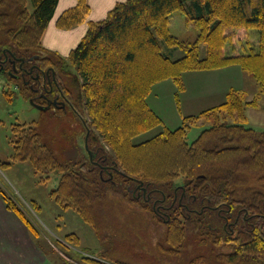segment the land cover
I'll return each mask as SVG.
<instances>
[{"label": "trees", "instance_id": "obj_1", "mask_svg": "<svg viewBox=\"0 0 264 264\" xmlns=\"http://www.w3.org/2000/svg\"><path fill=\"white\" fill-rule=\"evenodd\" d=\"M57 1L29 0L32 11L28 13L25 0H0V9L8 11L13 19L16 16L14 22L22 23L19 29L13 30L7 25L8 15L0 12V32L6 34V45L16 55L37 56L43 66L51 63L56 66L63 62L62 59L82 66L92 60L94 73L104 76L100 87L105 86L110 95L117 87L122 92L129 91L127 96H134V91L133 107L125 109L128 99L125 95L116 99L112 109L121 112L120 115L111 113L108 103L93 112L92 122L116 156L124 160L121 164L115 158L110 161L103 149L104 161L113 162L111 175L94 166V162L63 164L46 144L39 143L34 125L22 122L11 124L14 149L11 159L30 161L35 173L52 169L62 172L51 191L52 197L59 205L72 208L93 228L96 224L103 227L96 218L102 210L103 197L113 194L108 184L137 181L138 187L144 186L143 191L147 188L151 193L149 199L142 190L125 193L122 188V197L139 208L140 212L132 211L139 221L135 228L138 236L136 247L135 243L129 244L122 239L114 249L119 242L139 249L138 242L149 234L143 235V230L158 231L162 237L155 242L158 256L163 260L173 259L172 263L177 264L175 261L181 259L187 245L189 231L195 230L193 238L205 246V252L180 260L182 264H264V131L257 132L244 124L247 120L245 108L249 104L259 106L256 100L243 101L242 88L230 87L223 102L184 117L182 124L174 129L166 127L145 100L153 83L164 78L170 77L181 86L183 70L215 69L236 63L252 75L259 87H264V0H230L222 11L218 33L214 31L218 29L219 17L215 9L218 0H125L109 10L103 20L89 23L85 36L65 58L49 53L40 45L42 30L53 16ZM220 1L226 3L227 0ZM175 10H181L198 24V41H207L211 36L217 39L214 56L199 58L195 46L186 48L183 43L185 54L180 58L173 59L170 52L164 51L167 43H177L167 26V16ZM87 13V4L79 0L58 16L57 25L67 27L80 23ZM235 16L242 26L239 29H257L259 46L254 53L227 57L222 55L221 46L233 43L234 37L224 33L223 21ZM213 17L218 19L213 20ZM117 73H129L132 82L137 77L134 88L122 83L116 86L111 77ZM9 81L27 88V84L12 76H8L6 85ZM61 89L67 102L76 109L69 90L65 86ZM3 95L10 99L13 92L4 89ZM31 101L37 103L34 97ZM158 123L164 126L162 132L137 144L130 142L134 135ZM188 123L204 126L190 143L186 140ZM94 140L89 137L91 146ZM1 164L8 165V162ZM177 176L182 177L183 183L174 189L172 180ZM0 193L7 207L23 218L16 201L1 188ZM153 202H156L154 207ZM25 222L34 229L30 220ZM83 254H79L82 260L90 264H130L111 256Z\"/></svg>", "mask_w": 264, "mask_h": 264}, {"label": "rangeland", "instance_id": "obj_2", "mask_svg": "<svg viewBox=\"0 0 264 264\" xmlns=\"http://www.w3.org/2000/svg\"><path fill=\"white\" fill-rule=\"evenodd\" d=\"M83 1L88 6V13L84 20L67 27H60L57 25V21H55L56 27L59 29H70L87 22L88 29L89 23L103 20L109 10L117 3L125 0L116 2L107 11L105 17L99 20L89 19V0ZM91 1L97 2V0ZM229 1L227 0L226 3H222L220 0L217 1L215 9L218 11L219 19L217 17L212 18L213 20L218 19V29L214 30L217 33L219 32L222 11ZM25 2L28 13H31L32 8L29 0H25ZM0 12H5L8 15L6 22L10 28L14 30L21 27V22H14L16 16L13 19L10 13L3 8L0 9ZM11 12L17 13L15 10ZM23 21H25L24 18ZM167 21L168 31L177 39V43L173 45L167 43V46H164V51L166 53L170 52L173 59L180 58L185 54L183 45L186 48L192 47V45L195 46L199 58H204L208 55L214 56V47L217 39L211 36L207 41H198L200 34L198 24L195 21L189 20L181 10H175L170 13L167 16ZM212 21L208 24V28H210ZM223 26L225 28L224 33L234 37L233 43L226 42L222 44L221 50L223 56L228 57L238 53L247 54L248 52L254 53L258 50L259 38L255 27L239 29L242 26H240L236 16L229 20H224ZM236 29L238 31L234 32ZM6 44H8L7 36L0 32V47H10ZM41 47L49 53H55L59 57L65 58L69 53L61 55L44 48L42 45ZM22 54L18 56L26 59L31 57V55L26 56L24 53ZM62 61L61 63H56L57 67L54 63L45 65H51L53 68L54 77L56 75L55 79H57L54 84L61 87L65 86L69 90L77 107L76 109L71 103L67 102V99L66 101L60 99L58 106H55L57 105L55 103L53 105L55 107H45L44 103L41 102V97L38 95L39 93L35 84H30L29 87L27 85L26 88L22 84L17 86L16 82L9 81L6 85L8 75L0 72V188L16 201L17 206L22 210V219L25 221L30 220L31 226L35 229V234L32 238L34 237L40 246L46 250L49 264H75L77 263L76 261H80L82 264H90L82 260L81 255H84L83 253L85 252L94 257L98 255L111 256L125 260L130 264H173V259L163 260L162 257L158 256L155 242L156 239L162 238L158 231L143 230V235H146L147 232L149 234L146 239L138 242L140 245L139 249L127 247L126 243L123 245L122 242H119L120 245L115 247L116 249L113 248L122 239L126 240L129 244L135 243L134 247H136L135 239L138 236V231L135 228L139 226V221L132 211L134 213L140 211L135 204L130 203L122 197V188L124 187L125 193L131 192L136 188L139 191L141 188L140 186L138 187L137 181L134 184L132 182H125L107 185L108 188L113 190V194H110L111 196L109 197H103L102 210H100L96 218L99 223H102L103 227L99 228V225L96 224V227L93 228L72 208L59 205L55 198L52 197L51 191L58 184L62 172L52 169L48 172L35 173L30 161H15L11 159V155L14 152L11 138V124L22 122L34 125L33 127L39 137V143L46 144L56 159L63 164L65 162L74 163L82 161L86 165L94 162V166L97 167H99L98 164H111L109 166L114 168L113 162L107 163V161H104L103 149L110 156V161H112V158H115L121 164V161L124 160V158L116 156L111 147L103 139L99 128L92 121L93 112L100 110L101 107H105L106 103H108V109L111 113L120 115L121 112H114L112 106L117 98H121L122 95L127 96L130 92H122L117 87L110 95L105 86L100 87L101 79L104 76L94 73L92 60H88L82 66L70 64V62H66V59H62ZM111 80L116 86L122 83L126 86L132 85V88H134L135 84L133 83L137 81V77L132 82L129 78V73L128 75L117 73L111 77ZM180 82L181 86H177L175 81L170 77L159 80L153 83L145 97L147 104L162 118L161 121L163 120L166 127L174 129L180 126L184 117L198 114L202 109L211 107L210 105L213 106L215 104L213 100L216 97H222L221 102H223L227 89L232 85L239 89L242 88L243 95L241 98L243 101L251 102L255 99L259 105L257 107L250 104L246 106L245 115L247 120L244 124L252 127L257 132L264 131V87H259L252 75L241 69L240 64H230L215 69L183 70ZM93 88L95 91L91 92ZM4 89H10L13 92L10 99L3 95ZM69 92L67 94L70 95ZM132 94L136 95L134 91ZM134 96H127L125 109L133 107L132 101L135 100ZM32 97L37 100V103L31 101ZM188 125L186 128V140L190 143L200 134L204 126L189 123ZM163 130L164 126L158 123L154 127H150L134 135L130 139V142L132 144L140 143L159 134ZM89 137L95 139L93 146L88 142ZM85 140L88 147L85 145ZM89 150L93 154H96L95 158L90 159ZM6 161L8 165L1 164ZM108 171L111 175V171H114V169ZM181 181L182 177L180 176L172 180L174 189H177L178 184L182 185L183 182ZM141 187L144 186L141 185ZM142 192L147 196L151 194L148 189L147 191L142 190ZM155 203L153 202V207ZM13 211L19 215L15 210ZM155 227L159 230V225ZM189 232L190 234L186 241L187 245L182 252L183 254H181V259L178 258L175 261L177 264H182L181 261L188 259L194 254L205 252V246H201L193 238L196 231ZM80 253L81 255H79Z\"/></svg>", "mask_w": 264, "mask_h": 264}, {"label": "crops", "instance_id": "obj_3", "mask_svg": "<svg viewBox=\"0 0 264 264\" xmlns=\"http://www.w3.org/2000/svg\"><path fill=\"white\" fill-rule=\"evenodd\" d=\"M76 1H57L53 16L41 35V45L44 48L66 55L85 34L87 22L70 29H59L55 25L58 15ZM118 1L122 0H97V2L89 0V19L104 18L107 11ZM230 87L234 86L230 85ZM221 100L222 97H216L213 105L220 103ZM34 234L35 229H31L25 220L7 207L0 193V264H49L47 252L37 244L34 237L32 238Z\"/></svg>", "mask_w": 264, "mask_h": 264}, {"label": "flooded vegetation", "instance_id": "obj_4", "mask_svg": "<svg viewBox=\"0 0 264 264\" xmlns=\"http://www.w3.org/2000/svg\"><path fill=\"white\" fill-rule=\"evenodd\" d=\"M0 72L12 76L14 79L22 80L28 87L30 84H35L38 95L41 97V102L44 103L45 107H52L55 103L57 104L55 106H58L60 99L66 101L61 86L54 84L57 79H55L56 75L54 77L55 73L53 74L52 66H43L41 58L37 56L36 58L31 56L27 59L24 57L21 59L20 56L13 52L11 47H0ZM109 165L98 164L100 169L106 172L113 169ZM140 188L142 190L141 186ZM136 191V189H133L131 192ZM147 198L149 199V196ZM230 224H228L229 228Z\"/></svg>", "mask_w": 264, "mask_h": 264}, {"label": "water", "instance_id": "obj_5", "mask_svg": "<svg viewBox=\"0 0 264 264\" xmlns=\"http://www.w3.org/2000/svg\"><path fill=\"white\" fill-rule=\"evenodd\" d=\"M5 50V49H4ZM21 59H22V57H21ZM53 69V68H52ZM87 133H88V131H87ZM85 145H86V147H88V144H87V141L85 140ZM92 152H91V150H89V157H90V159H92ZM141 183V182H140Z\"/></svg>", "mask_w": 264, "mask_h": 264}, {"label": "bare ground", "instance_id": "obj_6", "mask_svg": "<svg viewBox=\"0 0 264 264\" xmlns=\"http://www.w3.org/2000/svg\"><path fill=\"white\" fill-rule=\"evenodd\" d=\"M92 155H93L92 158H94V154H93V153H92ZM140 184H141V183H140Z\"/></svg>", "mask_w": 264, "mask_h": 264}]
</instances>
